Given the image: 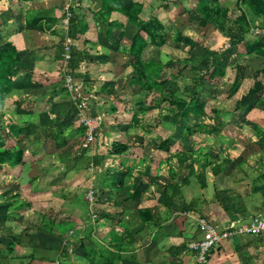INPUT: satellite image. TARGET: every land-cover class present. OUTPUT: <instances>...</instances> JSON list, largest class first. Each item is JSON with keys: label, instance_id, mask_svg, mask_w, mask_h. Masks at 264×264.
Here are the masks:
<instances>
[{"label": "crops", "instance_id": "1", "mask_svg": "<svg viewBox=\"0 0 264 264\" xmlns=\"http://www.w3.org/2000/svg\"><path fill=\"white\" fill-rule=\"evenodd\" d=\"M216 1L229 10L223 29L190 17L197 0H0V50L12 44L22 60L14 66V88L0 106V145L23 142L28 134L41 159L27 164L24 182L15 169L11 173L12 184L29 186L27 196H21L31 203L17 209L12 220L6 218L11 204L3 202L18 189L4 195L0 190V264H195L188 243L201 238L198 217L218 227L264 217V89L255 106L249 102L237 107L264 65V57L246 53L250 42L264 44V17L254 21L243 41L230 43L227 32H239L238 0ZM134 2L142 5L139 17L157 18L165 34L164 40L161 32L157 35L163 45L144 35L148 44L141 57L165 63L162 73L173 92L187 96L196 91L206 99L205 112L197 118L199 130L187 134L185 118H161L167 101L144 98L139 85L131 82L135 70L127 48L137 27L123 10ZM103 4L113 8L107 18L100 14ZM67 11L76 15L73 38L64 22ZM256 27L263 30L254 32ZM65 43L85 55L74 75L64 72ZM204 62L210 69L215 62L216 75L195 87V68ZM62 74L73 78L77 95L94 114V143L82 154L94 156L93 168L84 160L65 166L48 158V153L70 147L81 150L82 136L69 129L65 145L57 148L48 138L49 148L44 149L42 127L55 118L79 123ZM237 77L240 83L232 92ZM258 79L264 88V74ZM23 94L44 110L17 114L14 99ZM142 104H158V114L147 112L141 125L133 126L132 115ZM113 140L126 143L129 152L110 153ZM224 140L227 146L218 147ZM90 188L95 191L92 203L84 195ZM71 199L82 203L73 201L70 207L66 203L72 204ZM42 212L50 213V225L42 222ZM207 264H264V232L224 238L210 250Z\"/></svg>", "mask_w": 264, "mask_h": 264}, {"label": "trees", "instance_id": "2", "mask_svg": "<svg viewBox=\"0 0 264 264\" xmlns=\"http://www.w3.org/2000/svg\"><path fill=\"white\" fill-rule=\"evenodd\" d=\"M238 8L240 9L239 15L235 19V24L238 25L239 32L237 35L231 36L227 32L228 40L230 43L237 44L244 40L245 35L251 31V25L254 21L258 20L260 17H264V0H238ZM112 5L110 4H103L102 12L103 17L107 18L109 13L112 11ZM142 5L140 3H132V5L128 8L123 10L127 15L128 19L133 22L137 30L133 35L131 42L127 48L128 60L129 63L133 66L135 70V76L131 80L132 83H136L139 85L140 91L142 92L143 97H147L152 95L153 99L156 100L157 98L161 99L162 101H167L168 106L164 109L171 114V116H177L180 118H185L187 123H185V129L183 130L185 133L189 134L192 131L199 130L202 124L197 122V118L204 114L205 106H206V99H201L197 97V92L192 91L191 94L184 96L183 92L177 91L179 94L173 92L171 89L168 88L169 80L166 81V74L163 75V67L165 63L161 61L151 58V59H143L141 57V53L143 49L148 44L147 40L145 39L144 35H147L150 38L152 43H156L158 45H163L164 42L157 41V35L161 32L160 37L161 40H164L165 34H163L164 27L158 21L157 18L153 17L150 20H143L139 17L141 12ZM229 10L227 8H222L219 6L216 0H197V5L193 12H191L190 17L192 19L197 20L201 25H206L208 23H213L216 28L223 29L225 19L228 16ZM67 35L69 37H75L74 29H76V15L74 12L71 13V16L67 22ZM109 28L111 27V23L108 24ZM110 35V30L107 32ZM164 36V38H163ZM257 37V36H256ZM63 48L61 49V52ZM246 53H255L262 57H264V44L261 41L256 40L250 42L246 46ZM61 57V56H60ZM85 55L82 52H78L75 50H71L70 58L65 62V73L73 74L74 71L78 67L79 61L84 59ZM21 57L19 55V50L12 44H8L6 48H2L0 50V106L3 107L4 104V95L9 94V92L14 88V66L18 63H21ZM186 63H188L186 61ZM211 65V69L207 64L204 62L201 66L196 67L195 70L198 71V74L194 77L193 84L196 87L197 84L206 79V77H213V69L212 67H216ZM220 66V65H219ZM218 66V67H219ZM242 68V66H238L237 69ZM222 67L220 66V70ZM260 74H264V65L259 70L256 71L253 83L248 88V90L241 95V97L237 100V107L244 106L247 103L249 107L255 106L262 99V91H263V84L258 79ZM74 75V74H73ZM64 74H62V81H64ZM106 82H104L105 84ZM165 83V86L162 85ZM240 80L237 77L233 82V86L231 91H235L236 88L239 86ZM67 91L64 87L62 90ZM101 91L107 93V90L101 88ZM12 92V91H11ZM199 96V95H198ZM14 103L16 106V113L19 115H30L34 114L38 111L44 110L37 102L30 101L26 98L25 94L22 96L16 97L14 99ZM155 105H147L142 104L136 108L135 112L131 118V125L138 126L141 125L142 118L145 114L152 113V110L159 108ZM72 109L76 112L75 105H73ZM115 110V108H113ZM163 110H160L162 112ZM85 113L89 116L94 115L93 112L90 113L88 110V106L86 103ZM67 129L70 132L78 133V135L82 136L80 139V146L84 144L90 145L85 140V126L81 123H74L73 120H69L67 122L61 123L59 119L55 118L49 123L48 126H44L41 128L43 132L44 139V149H47V139L49 138L56 144V147H62L66 144L67 140L70 138V135L66 134ZM20 128H18L17 133L15 135L20 134ZM48 134V136H47ZM84 135V137H83ZM24 145H22V140H18V142L13 143L11 145H0V169H1V176H3L2 181H0V188H6L8 185H3L5 179H8L9 182L15 181L14 176L11 174L13 170H18L19 166H25L27 164H37L41 161V159L37 156V151L34 147H31L30 141L28 140V134L25 136ZM40 140L42 135L39 136ZM37 139V138H36ZM38 140V139H37ZM182 142V140H181ZM47 143V145H46ZM183 143V142H182ZM129 146L119 140H113L110 143V153L124 155L125 153L129 152ZM184 147V144H183ZM85 147H81V150H74L72 147L61 150L55 153H48V158L55 157L59 163L65 164V166H75L77 163L82 162L81 160L85 161V164L88 163L90 160L91 164L96 163L94 161V156H86L83 157V151ZM52 154V155H51ZM50 160V159H49ZM43 164L47 163L46 160ZM51 161V160H50ZM94 161V162H93ZM89 164V163H88ZM87 165V164H86ZM217 165V164H216ZM40 171L44 170V168L40 167ZM213 173L216 175L219 173V166L217 168L213 167ZM37 176H33L28 179V183H32ZM20 186V185H19ZM21 187V186H20ZM20 200V201H19ZM87 200V199H86ZM88 201V200H87ZM3 203L11 204V208L8 207V213L6 218L7 219H14L19 213L17 209L20 208L26 209L31 207V203L29 199L21 196L20 190L14 191L8 199H6ZM15 208H12L16 205ZM22 209V210H23ZM42 222L46 221L47 215H50L49 212H42L41 214ZM45 223V222H44ZM16 238H14L15 240ZM11 249V248H9Z\"/></svg>", "mask_w": 264, "mask_h": 264}, {"label": "built area", "instance_id": "3", "mask_svg": "<svg viewBox=\"0 0 264 264\" xmlns=\"http://www.w3.org/2000/svg\"><path fill=\"white\" fill-rule=\"evenodd\" d=\"M69 3L72 0H68ZM70 11L66 12L64 22L67 23L70 18ZM258 28L257 32L262 29ZM71 47L69 43L63 45L62 57L64 61L70 58ZM64 86L70 93L71 99L76 108L77 120L85 126V140L92 144L95 139V118L85 113L86 102L77 95V87L73 82V78L66 74L64 77ZM85 198L90 202H94V189L90 188L85 193ZM198 229L201 232V238L192 240L188 243V248L195 252V264H207L208 254L221 240L242 234H258L264 232V217L254 216L247 222L237 225L218 227L204 216L198 217ZM48 264H60L59 260H54Z\"/></svg>", "mask_w": 264, "mask_h": 264}, {"label": "rangeland", "instance_id": "4", "mask_svg": "<svg viewBox=\"0 0 264 264\" xmlns=\"http://www.w3.org/2000/svg\"><path fill=\"white\" fill-rule=\"evenodd\" d=\"M257 29H258V27H256V28H254V32L255 31H257ZM260 30V29H259ZM263 30V29H262ZM264 31V30H263ZM259 32V31H258ZM215 93V92H214ZM9 96V95H8ZM9 97H12V95H10ZM164 105H167L168 106V103L166 102V103H164ZM12 108H14V106H12ZM166 108V107H165ZM164 108V109H165ZM5 109L7 110V108L5 107ZM9 109V108H8ZM163 109V111L162 112H160L159 113V116L162 118L164 115H171V114H168V112L167 111H165ZM154 114H158L157 113V111H156V109H155V111H154V113L152 112V115H154ZM183 124V123H182ZM183 126V125H182ZM228 142V141H227ZM227 142H226V140H224V142H222V143H217V145H219L218 147H220V146H223V145H226L227 146ZM7 143H9L8 141H7ZM23 144L22 145H24V146H26L25 144H24V140H23V142H22ZM93 143H94V141H93ZM75 145L77 144V142H75L74 143ZM79 144H80V141H79ZM70 145V144H69ZM80 147H89V145H85L84 144V146L83 145H81ZM49 147L47 146V149H48ZM48 151V150H47ZM90 162V161H89ZM88 162V163H89ZM88 163H86V164H88ZM88 166H90V167H92L93 168V165L90 163V164H88ZM28 170V165H25V166H19V169L18 170H15L16 172H15V174H17L20 178H21V180L24 182V180H26L27 178H28V175H27V171ZM2 172V171H1ZM1 172H0V181H2V179H3V176H1ZM106 177V175L104 176V175H102V177L101 178H105ZM4 180H6L5 178H4ZM18 182V181H17ZM13 183V182H12ZM11 182H9L8 181V179H7V181H5V182H3V185L2 186H4V185H8V186H6V188L5 189H0L1 190V192H2V195H4L5 193H7L8 192V190H13V189H19L20 190V192L21 193H23L24 195H26L27 193H28V190L30 189L29 188V186H24L23 185V189H21V187L19 188L18 186H16V185H14V184H12ZM10 185H11V187H10ZM21 186V185H20ZM10 187V188H9ZM94 193H95V191H94ZM27 196V195H26ZM73 201H76V202H78V203H82L80 200H77V199H71L70 200V203H72V204H68V203H66V205H68V206H70V207H73L74 206V204L75 203H73ZM79 213V212H78ZM78 215H80V214H78ZM45 223H47V225H50V221L49 220H46L45 221Z\"/></svg>", "mask_w": 264, "mask_h": 264}]
</instances>
